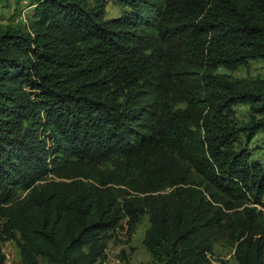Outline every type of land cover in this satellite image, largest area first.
<instances>
[{"label": "trees", "instance_id": "16d2710c", "mask_svg": "<svg viewBox=\"0 0 264 264\" xmlns=\"http://www.w3.org/2000/svg\"><path fill=\"white\" fill-rule=\"evenodd\" d=\"M26 1L0 26V243L20 264H104L148 214L154 264H212L221 236L264 264V75L234 76L264 62V0L0 5Z\"/></svg>", "mask_w": 264, "mask_h": 264}, {"label": "rangeland", "instance_id": "374dc122", "mask_svg": "<svg viewBox=\"0 0 264 264\" xmlns=\"http://www.w3.org/2000/svg\"><path fill=\"white\" fill-rule=\"evenodd\" d=\"M123 8L109 0L107 6V18L114 19L122 16ZM31 12L28 1L24 2L17 10L12 4L10 8L1 7L0 5V26L16 24L24 21L26 16ZM226 72V70H222ZM251 73L254 76L264 75V62H253L251 70L245 68L234 74L235 77H246ZM239 119L245 120L248 115V108L239 107ZM254 159L262 160L264 163V134H259L250 143ZM170 191V190H167ZM264 210V206H260ZM150 217L145 214L136 226L132 234L128 232L126 221L123 228L118 229L116 234L110 236L107 240V259L104 264H154L152 255L144 246V236L150 228ZM0 248L7 256L6 264H20V249L15 242L0 243ZM212 264H237L234 256L232 243L226 237H220L214 247V257Z\"/></svg>", "mask_w": 264, "mask_h": 264}, {"label": "clouds", "instance_id": "9594fccd", "mask_svg": "<svg viewBox=\"0 0 264 264\" xmlns=\"http://www.w3.org/2000/svg\"><path fill=\"white\" fill-rule=\"evenodd\" d=\"M260 134H262V133H260ZM258 135H259V134H258ZM258 135H257V136H258ZM257 136H256V137H257ZM256 137H255V138H256Z\"/></svg>", "mask_w": 264, "mask_h": 264}]
</instances>
